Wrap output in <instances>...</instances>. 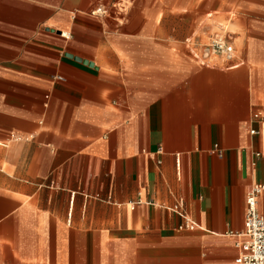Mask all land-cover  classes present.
Instances as JSON below:
<instances>
[{
    "label": "crops",
    "instance_id": "obj_1",
    "mask_svg": "<svg viewBox=\"0 0 264 264\" xmlns=\"http://www.w3.org/2000/svg\"><path fill=\"white\" fill-rule=\"evenodd\" d=\"M256 184L264 0H0V264H235Z\"/></svg>",
    "mask_w": 264,
    "mask_h": 264
},
{
    "label": "built area",
    "instance_id": "obj_2",
    "mask_svg": "<svg viewBox=\"0 0 264 264\" xmlns=\"http://www.w3.org/2000/svg\"><path fill=\"white\" fill-rule=\"evenodd\" d=\"M206 47L210 53L225 62L229 63L234 59L235 51L227 34H213ZM263 194L264 184H256L248 193L245 232L242 240L237 243L239 255L235 264H264V213L258 209V199Z\"/></svg>",
    "mask_w": 264,
    "mask_h": 264
},
{
    "label": "rangeland",
    "instance_id": "obj_3",
    "mask_svg": "<svg viewBox=\"0 0 264 264\" xmlns=\"http://www.w3.org/2000/svg\"><path fill=\"white\" fill-rule=\"evenodd\" d=\"M218 33H221V32H218ZM222 34H224V33H222ZM227 36L230 37L229 34H228ZM210 38H211V37H207V38H205V41H204V44H205V45H208V44H209V42H210Z\"/></svg>",
    "mask_w": 264,
    "mask_h": 264
}]
</instances>
